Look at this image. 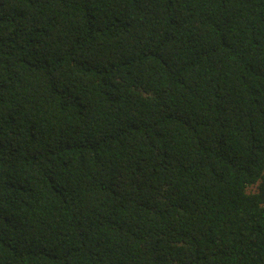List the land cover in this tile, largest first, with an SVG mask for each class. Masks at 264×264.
I'll use <instances>...</instances> for the list:
<instances>
[{
    "label": "trees",
    "instance_id": "16d2710c",
    "mask_svg": "<svg viewBox=\"0 0 264 264\" xmlns=\"http://www.w3.org/2000/svg\"><path fill=\"white\" fill-rule=\"evenodd\" d=\"M0 264H264V0H0Z\"/></svg>",
    "mask_w": 264,
    "mask_h": 264
},
{
    "label": "rangeland",
    "instance_id": "374dc122",
    "mask_svg": "<svg viewBox=\"0 0 264 264\" xmlns=\"http://www.w3.org/2000/svg\"><path fill=\"white\" fill-rule=\"evenodd\" d=\"M255 191H256V185L249 186V187L247 188V192H249V193H253V192H255Z\"/></svg>",
    "mask_w": 264,
    "mask_h": 264
}]
</instances>
